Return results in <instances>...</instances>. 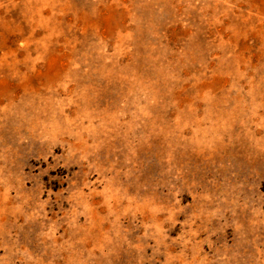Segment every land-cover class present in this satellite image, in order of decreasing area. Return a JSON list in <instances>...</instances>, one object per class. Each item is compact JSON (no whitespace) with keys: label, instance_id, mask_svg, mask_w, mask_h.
<instances>
[{"label":"rangeland","instance_id":"rangeland-1","mask_svg":"<svg viewBox=\"0 0 264 264\" xmlns=\"http://www.w3.org/2000/svg\"><path fill=\"white\" fill-rule=\"evenodd\" d=\"M0 264H264V0H0Z\"/></svg>","mask_w":264,"mask_h":264}]
</instances>
